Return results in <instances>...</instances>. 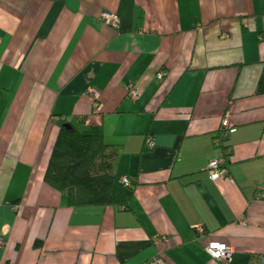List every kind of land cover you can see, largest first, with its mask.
<instances>
[{
  "label": "crops",
  "instance_id": "obj_1",
  "mask_svg": "<svg viewBox=\"0 0 264 264\" xmlns=\"http://www.w3.org/2000/svg\"><path fill=\"white\" fill-rule=\"evenodd\" d=\"M5 94L0 264H146L158 252L165 264H248L264 254V0H0ZM229 112V177L213 181ZM74 115L102 123L118 179L139 184L129 209L71 207L45 180L54 119ZM214 241L229 260L207 255Z\"/></svg>",
  "mask_w": 264,
  "mask_h": 264
},
{
  "label": "trees",
  "instance_id": "obj_2",
  "mask_svg": "<svg viewBox=\"0 0 264 264\" xmlns=\"http://www.w3.org/2000/svg\"><path fill=\"white\" fill-rule=\"evenodd\" d=\"M55 122L59 132L45 174L47 183L65 193L71 207L129 209L139 184L129 178L127 184L118 179V150L107 143L102 123L91 124L88 116L79 115ZM217 138H221L220 132ZM228 143L229 136L221 138L219 148L229 168L232 148Z\"/></svg>",
  "mask_w": 264,
  "mask_h": 264
},
{
  "label": "built area",
  "instance_id": "obj_3",
  "mask_svg": "<svg viewBox=\"0 0 264 264\" xmlns=\"http://www.w3.org/2000/svg\"><path fill=\"white\" fill-rule=\"evenodd\" d=\"M102 18L110 26L118 27L120 24V18L117 14L106 12L103 14ZM163 76H164V72L160 73V77H163ZM130 94H131L130 96L132 100L135 101L139 99V96H140L139 91L136 88H133L132 90H130ZM87 95L91 99L93 106L95 108H98L99 106L98 99L100 97L99 91L96 88L91 87L89 88ZM230 114L231 112H229L223 119L222 126L220 129L221 138H226L231 133L236 131L234 126L231 124ZM60 119H61L60 117H56L54 120L59 121ZM67 119L70 120V118H67ZM221 138L216 139V144L218 145V147L220 146ZM146 146L148 148L153 147L154 143L148 139ZM208 172H209L210 178L213 181H217V180L229 177V168L227 166L225 157L223 156L222 153L219 158H215L210 161L209 166H208ZM121 182L127 184L128 179L124 177L121 179ZM198 233L199 235L203 234L204 230L202 228H199ZM4 244H5L4 239L0 237V247L4 246ZM205 250H206L207 255L216 261H227L232 256V249L222 242H217V241L211 242L210 244H208V246H206ZM146 264H165V261L162 257V253L158 252L155 255H153L147 261ZM248 264H264V254H253L250 257Z\"/></svg>",
  "mask_w": 264,
  "mask_h": 264
},
{
  "label": "rangeland",
  "instance_id": "obj_4",
  "mask_svg": "<svg viewBox=\"0 0 264 264\" xmlns=\"http://www.w3.org/2000/svg\"><path fill=\"white\" fill-rule=\"evenodd\" d=\"M9 101V95L5 94L4 96L0 95V102L6 103V101Z\"/></svg>",
  "mask_w": 264,
  "mask_h": 264
}]
</instances>
